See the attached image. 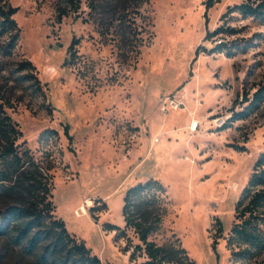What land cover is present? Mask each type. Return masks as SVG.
<instances>
[{
  "label": "rangeland",
  "instance_id": "1",
  "mask_svg": "<svg viewBox=\"0 0 264 264\" xmlns=\"http://www.w3.org/2000/svg\"><path fill=\"white\" fill-rule=\"evenodd\" d=\"M88 1L58 22L61 0H0L18 7L21 28L12 54H0V115L12 117L19 152L29 148L50 178L56 215L103 264H139L145 257L132 261L127 238L105 224L124 227L128 188L159 179L168 204L151 234L158 244L180 240L196 264H264V252L235 261L228 244L236 203L264 152V102L235 117L264 85V19L233 8L249 0H219L207 14L203 0H150L137 16L145 40L137 54L117 26L101 33L110 15L95 22ZM23 59L35 64L42 92L23 81ZM174 96L185 106L164 111ZM32 167L13 166L0 181V264H44L41 246L29 250V236L18 242L23 220L10 213L32 200L24 188Z\"/></svg>",
  "mask_w": 264,
  "mask_h": 264
},
{
  "label": "trees",
  "instance_id": "2",
  "mask_svg": "<svg viewBox=\"0 0 264 264\" xmlns=\"http://www.w3.org/2000/svg\"><path fill=\"white\" fill-rule=\"evenodd\" d=\"M203 1L207 14L219 0ZM148 2L150 0H89V14L99 23L101 17L109 14L106 25L100 27L101 33L108 36L110 33L119 32L118 28L121 29L123 31L121 41L132 50L136 49L138 54L145 40L144 36L139 35L143 29L137 23V16H142V7ZM81 4L82 0H61L57 7V21L61 22L70 11L78 12ZM233 8L264 19V0H249L236 4ZM17 11L18 7L0 2V37L4 38L0 45L2 55H11L18 44L21 28L14 17ZM214 32L208 31L205 38L213 35ZM79 42L80 37L75 36L69 46L72 55L77 53ZM118 46L124 47L123 43H119ZM196 53L200 54V46ZM18 70H26L22 75L23 81H29L36 92H42L43 84L33 61L23 59L18 63ZM262 102H264V85L256 90L248 109L237 113L235 117L242 118L249 115ZM0 108L3 110V105H0ZM47 110L53 113L51 106H48ZM65 130L68 133V126ZM48 132L56 133L57 130L48 129L45 134ZM20 135L21 131L14 124L12 117L5 113L1 114L0 137L4 141L0 151V181L10 179V170L13 166L22 167L24 162L34 166L28 169L29 174L24 181V188L32 200L10 209V213L16 219L23 220L18 228V242L29 236V250L41 246V260L44 264H103L101 258L68 229L64 219L56 215V204L52 200L53 184L48 175L44 174L34 162L29 148L19 152L16 140ZM241 148L245 147L241 146ZM22 172L25 173V169ZM167 197L168 190L159 179L140 181L128 188L125 193L123 206L125 226L107 222L105 229L116 231V239L127 238L124 250L126 253L130 251V259L136 261L141 256L145 257L139 264H196L195 259L190 256L180 240H171L164 247L151 238V234L167 212ZM218 222L219 229L222 230V222L220 220ZM129 229L136 233L139 243L133 242L128 234ZM228 244L233 249L235 261L248 260L264 252V152L258 156L248 183L236 203L235 222L231 228Z\"/></svg>",
  "mask_w": 264,
  "mask_h": 264
},
{
  "label": "built area",
  "instance_id": "3",
  "mask_svg": "<svg viewBox=\"0 0 264 264\" xmlns=\"http://www.w3.org/2000/svg\"><path fill=\"white\" fill-rule=\"evenodd\" d=\"M223 38L220 37L219 39H217V43H222L223 42ZM185 106V101L180 98V97H177V96H174V97H168L165 102H164V105H163V110L166 111L169 107L170 108H175V109H178V108H182ZM198 120H196L193 124L191 123L190 127L191 129H196L198 128Z\"/></svg>",
  "mask_w": 264,
  "mask_h": 264
},
{
  "label": "bare ground",
  "instance_id": "4",
  "mask_svg": "<svg viewBox=\"0 0 264 264\" xmlns=\"http://www.w3.org/2000/svg\"><path fill=\"white\" fill-rule=\"evenodd\" d=\"M195 121H196V120H193V121H192V124H193ZM197 126H199V122H198V125H197ZM90 203H91V201H90Z\"/></svg>",
  "mask_w": 264,
  "mask_h": 264
},
{
  "label": "crops",
  "instance_id": "5",
  "mask_svg": "<svg viewBox=\"0 0 264 264\" xmlns=\"http://www.w3.org/2000/svg\"><path fill=\"white\" fill-rule=\"evenodd\" d=\"M191 125V124H190Z\"/></svg>",
  "mask_w": 264,
  "mask_h": 264
}]
</instances>
